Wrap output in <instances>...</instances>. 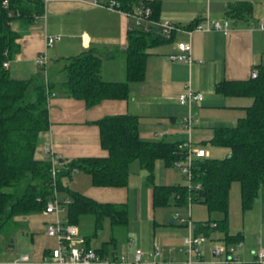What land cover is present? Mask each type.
I'll return each mask as SVG.
<instances>
[{"label": "crops", "instance_id": "1", "mask_svg": "<svg viewBox=\"0 0 264 264\" xmlns=\"http://www.w3.org/2000/svg\"><path fill=\"white\" fill-rule=\"evenodd\" d=\"M158 1L159 20L170 19L177 28L168 41L149 48L143 79L129 81V94L126 98H104L91 106H87L83 99L70 97L54 88L55 94L48 99L50 124L47 129L39 133L35 149L37 158H51L52 153L55 164L60 165L61 159L64 162L75 157L106 155L107 150L101 146L99 127L95 123L96 119L106 114L129 112L138 115L139 135L143 139L163 138L167 141L182 143L189 140L201 146L204 145L203 141L208 138V135L212 136L214 127L233 125L238 117L245 114L246 106L252 102L251 96L226 95L219 92L215 85L224 79L250 77L255 64L261 60L264 54V35L256 25L258 21L264 19V0H249L253 5L252 14L245 18H229L227 32L218 29H193L190 32L187 26L195 20L203 22L207 13L211 17H226L227 4L236 0ZM15 21L11 25L19 30V22ZM134 23L131 14L98 5L93 0H48L44 5L43 15L17 39L19 53L8 60V71L11 76L17 78H28L39 72L43 73L35 57L39 52L44 51L48 58L46 73L49 72L52 80L58 82L62 78L60 69L66 58L90 49L99 52L102 56L101 75L104 79L123 80L125 79L126 35ZM56 35L59 38L54 39L51 45L47 46L45 36ZM180 41H189L191 44L187 61L170 59L168 56L171 52H179L177 43ZM111 52L114 54H110ZM186 84L192 89L202 91L203 98L193 101L190 105L179 102L177 96ZM189 112L198 118V122L187 130L181 125V120ZM205 134L208 135L204 136ZM46 147L51 152H46ZM134 162L132 164L135 165L132 168H137L145 180L146 187L141 192L145 195L148 207L153 210L158 206H154L152 202V183L147 179L146 169L139 161ZM169 167L180 171L173 163L157 158L154 162L153 182L155 184H185V180L183 182L177 179L168 180L167 168ZM129 177L130 169L127 185L124 186L94 185L89 173L76 169L70 176L65 175L60 178L65 190L68 188L78 191L99 202L126 203L127 205V223L124 225H113L108 215L101 218V221L104 217L109 218L110 237L101 240L99 244L91 243V236L97 233L95 222L91 234L82 233L79 224L82 215L74 223L79 230V235L88 245L105 253L116 250L125 251L129 255L135 247L150 253L157 245L154 239L160 238L170 246L169 248L160 246L159 253L148 255L150 259L155 261L184 259L182 241L177 242L178 244L175 241L180 235L176 228L169 229L166 226H162L161 229L153 228L151 243L146 235H143L142 208L139 229L132 227L128 212L131 188L128 184ZM238 188V198L235 199V205L238 202L237 206L228 211V232L232 235L239 234L243 241L239 254L247 262L254 259V251L257 248L264 249V185L260 186L253 203L246 209L241 207L239 183ZM194 203L201 204L196 206L195 211L192 206ZM170 204L185 206L187 210V203L171 202ZM192 204L191 216L194 221L214 216L209 214L202 203L192 202ZM65 216L66 213L62 215V211L58 215L40 211L23 217L32 232L36 233L32 235L35 252L32 255L27 253L30 257L27 264L38 263L52 247L56 246V238L48 236L44 226L49 221L56 218L63 219ZM153 222L154 225L159 224L156 220ZM167 224L181 225L185 229L180 231L183 233L188 231L187 225L175 217H171ZM129 238L133 239L132 245L128 244ZM215 241L229 242L220 229L213 230L208 235L203 247L205 249L209 247L212 260L216 257L212 253V244ZM224 257L225 254L220 255V258Z\"/></svg>", "mask_w": 264, "mask_h": 264}, {"label": "trees", "instance_id": "2", "mask_svg": "<svg viewBox=\"0 0 264 264\" xmlns=\"http://www.w3.org/2000/svg\"><path fill=\"white\" fill-rule=\"evenodd\" d=\"M150 7V19L159 20L158 0H116L119 10L133 14L135 9ZM249 0L229 2L225 10L227 18H245L252 14ZM44 13V0H0V247L4 232L10 231L20 218L43 210L52 195L53 188L64 189L62 176H70L73 170L90 174L97 186L127 185L129 164L138 160L147 171L152 183L154 206L171 202L186 204L202 203L209 214L206 219L194 221L196 231L207 236L216 229L224 232L229 242L240 238L228 232L229 189L233 181L240 186L241 207L246 209L253 203L260 186L264 185V54L255 64L257 74L246 79H224L215 88L226 95H248L252 97L245 114L233 125L213 128L210 142L228 148L224 157H199L192 165L193 182L198 188L187 184H155L154 162L163 158L168 163L185 157L187 151L178 141L143 139L139 135L138 115L129 112L106 114L95 120L99 127L101 146L107 150L103 156H81L67 161L61 159L56 165L51 158H37L35 149L38 136L49 127L48 99L54 88L74 98L83 99L87 106L104 98H126L129 81L143 79L145 59L149 48L166 42L172 35H164L157 25L148 28L134 23L127 31L125 52V79L107 80L101 75V54L95 50H84L66 58L60 69L62 78L55 82L49 72L17 78L10 75L4 62L19 53L17 39ZM17 20L20 29L11 23ZM198 20L190 23L192 28ZM110 54H114L111 52ZM55 94V92H54ZM55 168V177L52 167ZM70 194L66 218L76 223L83 214L95 216L99 227L104 215L113 225L127 223L126 203L99 202L78 191L66 189ZM202 221L206 224L202 225ZM209 221H216L211 227ZM0 264H6L0 262ZM39 264V263H35ZM162 264H178L164 262ZM244 264H257L254 260Z\"/></svg>", "mask_w": 264, "mask_h": 264}, {"label": "built area", "instance_id": "3", "mask_svg": "<svg viewBox=\"0 0 264 264\" xmlns=\"http://www.w3.org/2000/svg\"><path fill=\"white\" fill-rule=\"evenodd\" d=\"M48 0H44V5ZM94 3L98 5L107 6L110 8L116 7V0H105L101 2L99 0H93ZM151 13L150 7L137 8L134 13L131 14L134 18L136 24H143L145 29H149L148 25H157L164 35H169L173 30L177 28L174 22L170 19H160L152 20L149 18ZM229 25V18L222 17L216 18L211 17L208 13L204 17L203 22H197L192 28H188L191 32L193 29H218L223 32H227ZM258 29L264 35V19L257 22ZM59 38L56 36H45V41L47 46L51 45L54 39ZM177 48L179 52L169 53L170 59H178L182 61L189 60V51L191 44L189 41H180L177 43ZM36 63L43 68L44 73H46V66L48 62L47 55L44 51L39 52L35 57ZM8 62H4L7 66ZM257 74V69L254 67L251 71V76ZM54 95L51 92L50 97ZM49 97V98H50ZM203 98V92L200 90L192 89L188 84L184 86V89L178 94L177 99L181 103H186L190 105L193 101H199ZM198 118L189 112L181 120V125L190 130L197 124ZM180 147H184L187 151L185 157L182 159H175L173 164L180 169L182 172L185 183L188 187L198 188L200 186L199 182H193V170L192 165L196 158L204 157L208 155V151L201 145H196L191 143V141L180 142ZM46 152H51L48 147L45 149ZM51 159L55 163L54 156L51 153ZM52 175L55 177V168L52 167ZM191 204L192 197L189 196V200L186 204L187 206V216H181L178 212L175 213V218L181 223H185L188 227V234L183 237L182 244L184 249L185 257L182 260H168V261H155L148 257L151 254H157L161 251L159 245H155L150 253H146L142 248L135 247L129 255L125 251H112L105 253L98 250L85 242V239L79 235V230L77 226L73 223L68 222L67 218L59 219L56 218L45 224V233L48 236L54 237L57 240L56 246L52 247L50 251L43 256V258L38 262L39 264H162L164 262H177L178 264H194L195 262L203 261V254L200 250V245L207 240V235L202 231H196L194 228V220L191 216ZM64 210V205L62 201L57 199V188L54 187L52 195L45 202L43 207V212L45 213H55L58 215ZM206 222L202 221V225ZM211 227L216 226V221H209L208 223ZM128 244H133V239H128ZM243 245L241 238L236 239L233 242H220L215 241L212 245V253L215 255V259L211 260L212 264H244L245 261L241 258L239 250ZM221 254H225L224 258H220ZM195 258V259H194ZM30 257L27 253H20L18 256L14 257L12 260L7 262H2L6 264H24L28 263ZM257 264H264V249L259 247L254 251V259Z\"/></svg>", "mask_w": 264, "mask_h": 264}, {"label": "rangeland", "instance_id": "4", "mask_svg": "<svg viewBox=\"0 0 264 264\" xmlns=\"http://www.w3.org/2000/svg\"><path fill=\"white\" fill-rule=\"evenodd\" d=\"M16 22V21H13ZM208 134H205L204 136H207ZM210 135H208L203 141L204 145L203 147L208 151L207 156L209 157H224L228 154V151H224V149H228L225 146L221 145H214L210 142ZM197 141V139H196ZM200 141V140H199ZM138 163V160H133L132 163ZM130 164V177H129V185L130 188V202L128 203V212H129V222L132 224V227L136 230L139 229L140 224V216H141V208H142V215L144 218V221L142 223V230L143 235H146L148 241L151 243L153 242V228L155 229H161L162 226H166L169 229H177L178 232H180V235L177 236L178 239H175L176 243H181L184 236L188 234V231H180L181 229H185L184 226L181 225H168L167 221L175 216V213L178 212L181 216H187V210L185 206H176L174 204H168L163 206L155 207L153 210L148 207L146 198H144V194L141 192L142 190H145V180L143 179V176L141 172H138L137 168H132L135 164ZM169 181L173 179L180 180L183 182L185 180L184 176L181 174V172L174 167L167 168ZM65 180H63L64 182ZM64 185V184H63ZM236 187V188H234ZM238 183L233 182L230 190V207L229 210L231 211L233 207L237 206V203L235 205V199L238 198ZM57 199L59 201H66L65 202V210L62 211V215H64L67 212V203L70 201V194L65 189H58L57 190ZM201 205L198 203L192 204L194 211L196 209V206ZM201 207V206H200ZM203 207V206H202ZM205 208V207H203ZM194 215H196V212H194ZM212 215H219V213H212ZM94 219L95 216L92 213L84 214L80 217V227L82 229V233L86 232L88 234L92 233L93 225H94ZM153 220H156L159 222V224L154 225ZM19 223L13 227L10 231L4 232L1 237V247H0V262H7L12 260L14 257L18 256L20 253H29L33 254L35 252V244L32 240V235L36 234L35 232H32L30 226L28 225L25 218H20ZM165 224V225H163ZM42 233V231H40ZM110 237V225H109V218L104 217L101 221V226L97 227V233L96 235L91 236V243L92 244H99L101 240L107 239ZM133 238V237H132ZM48 241V240H47ZM154 242H157V245L161 247L169 248V244L166 243L164 239L156 238L154 239ZM178 244V243H177ZM202 243L200 245V250L203 254V261L201 262H195L194 264H212L211 260V251L208 248H204ZM213 245V244H212ZM195 259V258H194ZM27 264V263H25Z\"/></svg>", "mask_w": 264, "mask_h": 264}]
</instances>
